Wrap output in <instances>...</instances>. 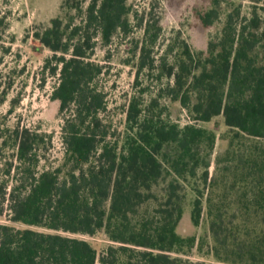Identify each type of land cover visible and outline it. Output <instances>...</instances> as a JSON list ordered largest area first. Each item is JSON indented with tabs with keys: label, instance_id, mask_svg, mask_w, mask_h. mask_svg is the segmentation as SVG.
I'll return each mask as SVG.
<instances>
[{
	"label": "trees",
	"instance_id": "obj_1",
	"mask_svg": "<svg viewBox=\"0 0 264 264\" xmlns=\"http://www.w3.org/2000/svg\"><path fill=\"white\" fill-rule=\"evenodd\" d=\"M210 2L198 14L205 28L221 15L222 0ZM69 4L64 0L62 8H75L78 23L56 17L34 35L52 52L48 61L58 75L50 98L64 115L63 156L56 166L40 169V145L46 138L50 144L51 137L15 132L16 174L10 183L0 181V214L8 202L10 222L24 227L0 224V264H208L189 260L201 242L177 233L186 205L193 227L203 218L208 222L214 260L264 264L253 227L264 222V7L254 6L249 17L234 7L206 52H192L181 42L176 53L167 44L157 59L150 54L159 28L147 20L136 84L143 71L154 68L159 81H169L146 102L144 90L130 97L124 131L115 136L103 119L107 101L97 85L104 67L91 57L97 40L108 46L115 34H128L130 9L125 0H90L84 10ZM162 98L178 103L193 123L179 126L164 119ZM219 116L232 135L229 146L237 139L252 143L247 155L232 157L240 176L230 189L238 182L245 186L230 200L204 193L217 187L208 172L216 135L197 124ZM11 168L8 164L6 174ZM189 190L195 196L187 203ZM235 205L228 216L227 208ZM226 219L238 220L242 228L228 229ZM100 233L118 245L102 257L76 237Z\"/></svg>",
	"mask_w": 264,
	"mask_h": 264
},
{
	"label": "rangeland",
	"instance_id": "obj_2",
	"mask_svg": "<svg viewBox=\"0 0 264 264\" xmlns=\"http://www.w3.org/2000/svg\"><path fill=\"white\" fill-rule=\"evenodd\" d=\"M90 0H70L69 6L78 5L84 10ZM64 0H0V181L10 183L16 174L15 166V132L28 130L50 136L39 148V168L56 166L63 156L61 129L64 115L58 113V102L51 100V93L58 82V75L52 74L53 62L48 60L52 52L42 46L34 37L35 33L49 26L51 19L68 16L74 23L80 21L75 8H62ZM130 9L129 32L126 36L117 33L108 46H103L97 40L91 60L103 65L105 73L98 80L97 85L106 96L107 110L103 119L110 124L115 136H120L125 128V109L127 101L141 90L146 91L142 96L144 102L155 94L159 85L169 80L157 79L154 68L143 71L136 84V65L139 47L143 40V25L149 20L159 28V38L152 49L151 56L157 59L167 44L177 47L184 42L192 52H206L208 43L218 35L225 21L226 15L234 7H239L240 16L249 17L254 6L264 7V0H222L219 20L210 27H203L198 20V14L210 8V0H125ZM258 13H262L258 11ZM142 23V24H141ZM141 24V26H138ZM168 63L172 62L170 57ZM48 61V62H47ZM58 72V71H57ZM160 103L166 107L164 119L179 126L192 124L188 114L178 103L165 98ZM198 126L211 130L216 135L215 146L211 155L209 179L217 181L212 190L207 187L205 195H221L227 200L235 199L244 192V183L238 182L236 188L230 189L234 178L239 179L237 159L233 155L242 153L247 155L251 141L237 139L233 146H229L232 136L224 126L221 116L209 123H198ZM3 141L6 145L3 146ZM12 165L10 174L5 169ZM228 169V170H227ZM198 185V181L194 182ZM201 187V186H199ZM195 196L194 191L186 193L187 203ZM8 202L4 203L0 214V224L24 226L14 224L9 220ZM186 213L177 226V233L181 236H195L198 247L191 250L187 258L193 262L213 259L211 252L215 244L208 230V222L203 218L198 227H193L189 220L190 207L185 206ZM203 208H205L203 206ZM237 206H229L227 214L230 216ZM260 217L258 218L259 221ZM256 219H254L255 221ZM226 219V227L240 226L238 220L231 223ZM257 221V220H256ZM252 226V225H250ZM249 226V227H250ZM254 236L260 240V248L264 250V222L253 225ZM43 231L42 229H39ZM92 244L100 257L109 246L118 245L109 241L105 234L94 237L77 235ZM243 239L239 236V242ZM229 240L228 242H230ZM238 242V243H239ZM204 253H209L205 256ZM231 260L236 259L231 256ZM214 260V259H213Z\"/></svg>",
	"mask_w": 264,
	"mask_h": 264
},
{
	"label": "crops",
	"instance_id": "obj_3",
	"mask_svg": "<svg viewBox=\"0 0 264 264\" xmlns=\"http://www.w3.org/2000/svg\"><path fill=\"white\" fill-rule=\"evenodd\" d=\"M206 262L208 264H232V263H223V262L216 261V260H213V259L207 260Z\"/></svg>",
	"mask_w": 264,
	"mask_h": 264
}]
</instances>
